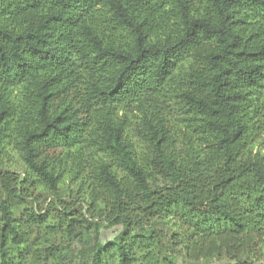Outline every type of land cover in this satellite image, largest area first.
I'll list each match as a JSON object with an SVG mask.
<instances>
[{
	"label": "trees",
	"instance_id": "1",
	"mask_svg": "<svg viewBox=\"0 0 264 264\" xmlns=\"http://www.w3.org/2000/svg\"><path fill=\"white\" fill-rule=\"evenodd\" d=\"M0 264H264V0H0Z\"/></svg>",
	"mask_w": 264,
	"mask_h": 264
},
{
	"label": "rangeland",
	"instance_id": "2",
	"mask_svg": "<svg viewBox=\"0 0 264 264\" xmlns=\"http://www.w3.org/2000/svg\"><path fill=\"white\" fill-rule=\"evenodd\" d=\"M44 201V199L42 200ZM43 205L46 207L47 203L44 201L42 202ZM104 234L103 236L107 239H113L114 236L117 234V227H113L110 229H106L103 231ZM35 239H37L39 236L37 235V233L34 235ZM60 240V237L58 235H46L42 238V241H46L48 243H52V242H58ZM180 261L182 262V258H180Z\"/></svg>",
	"mask_w": 264,
	"mask_h": 264
}]
</instances>
